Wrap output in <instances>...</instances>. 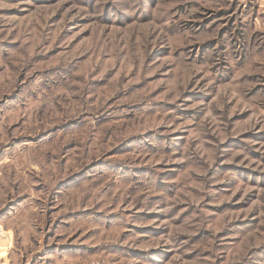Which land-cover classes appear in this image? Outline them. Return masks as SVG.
Segmentation results:
<instances>
[{
	"label": "rangeland",
	"instance_id": "1",
	"mask_svg": "<svg viewBox=\"0 0 264 264\" xmlns=\"http://www.w3.org/2000/svg\"><path fill=\"white\" fill-rule=\"evenodd\" d=\"M0 264H264V0H0Z\"/></svg>",
	"mask_w": 264,
	"mask_h": 264
},
{
	"label": "built area",
	"instance_id": "2",
	"mask_svg": "<svg viewBox=\"0 0 264 264\" xmlns=\"http://www.w3.org/2000/svg\"><path fill=\"white\" fill-rule=\"evenodd\" d=\"M9 242L7 236L4 235V232L0 229V251L4 249L5 244Z\"/></svg>",
	"mask_w": 264,
	"mask_h": 264
}]
</instances>
